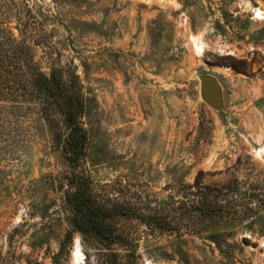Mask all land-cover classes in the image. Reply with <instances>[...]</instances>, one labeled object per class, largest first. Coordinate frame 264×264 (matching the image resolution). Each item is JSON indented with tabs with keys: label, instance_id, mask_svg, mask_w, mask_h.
Returning a JSON list of instances; mask_svg holds the SVG:
<instances>
[{
	"label": "rangeland",
	"instance_id": "1",
	"mask_svg": "<svg viewBox=\"0 0 264 264\" xmlns=\"http://www.w3.org/2000/svg\"><path fill=\"white\" fill-rule=\"evenodd\" d=\"M3 1L45 72L78 75L87 142L73 167L62 111L2 86L0 264H264V0ZM76 170L111 237L75 226Z\"/></svg>",
	"mask_w": 264,
	"mask_h": 264
},
{
	"label": "trees",
	"instance_id": "2",
	"mask_svg": "<svg viewBox=\"0 0 264 264\" xmlns=\"http://www.w3.org/2000/svg\"><path fill=\"white\" fill-rule=\"evenodd\" d=\"M9 9L0 0V96L11 95V89L2 86H27L25 94L43 101V113L51 125L55 110L60 109L69 130V138L65 140L67 159L73 167L77 166L85 155L87 142L82 122L85 101L79 77L71 69L63 71L53 67L49 73L45 72L35 60L26 28L19 34L22 39L11 29ZM70 184L74 190L67 198L75 226L85 233L111 237L105 221L108 215L93 197L91 179L77 171Z\"/></svg>",
	"mask_w": 264,
	"mask_h": 264
},
{
	"label": "water",
	"instance_id": "3",
	"mask_svg": "<svg viewBox=\"0 0 264 264\" xmlns=\"http://www.w3.org/2000/svg\"><path fill=\"white\" fill-rule=\"evenodd\" d=\"M200 93L202 98L209 104H219V90L215 82L209 77L200 78Z\"/></svg>",
	"mask_w": 264,
	"mask_h": 264
},
{
	"label": "bare ground",
	"instance_id": "4",
	"mask_svg": "<svg viewBox=\"0 0 264 264\" xmlns=\"http://www.w3.org/2000/svg\"><path fill=\"white\" fill-rule=\"evenodd\" d=\"M246 7L250 8V10H252L253 14H254L256 17H259V18H260V16H262L263 13H264V12H262L261 9H259V8H255V7H254V8H253V7H250L248 4H247ZM248 8H247V9H248ZM189 38H190L191 41H193V42L195 43V48L197 49V51H198V53H199V49H198V46H197V40H198V37L195 36V35H193V34H190ZM261 149H262V151H263V155H261V158H262V160L264 161V146H262ZM257 152H258V151H257ZM261 154H262V153H261ZM74 258H75V260H78V258H79V250H78V248H76V250H75Z\"/></svg>",
	"mask_w": 264,
	"mask_h": 264
}]
</instances>
